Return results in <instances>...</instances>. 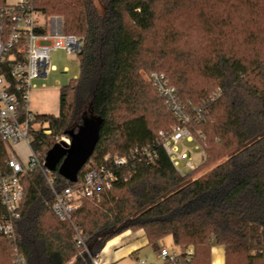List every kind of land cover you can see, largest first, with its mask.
Returning <instances> with one entry per match:
<instances>
[{"label": "trees", "instance_id": "16d2710c", "mask_svg": "<svg viewBox=\"0 0 264 264\" xmlns=\"http://www.w3.org/2000/svg\"><path fill=\"white\" fill-rule=\"evenodd\" d=\"M98 2L101 10L95 0H33L36 13L62 17L65 33L82 42L58 115L37 116L51 133H37L33 148L46 159L57 138L97 131L73 181L57 165L54 189L75 187L101 165L114 180L62 223L44 176L31 171L14 228L18 253L26 264H91L109 240L140 230L148 245L170 236L177 264H210L212 246L223 248L224 264H264V0ZM142 72L163 73L189 107L203 161L185 175L158 143L177 120ZM145 146L151 164L130 154ZM106 155L128 161L114 167ZM72 226L85 235L82 254ZM12 259L13 243L0 235V264Z\"/></svg>", "mask_w": 264, "mask_h": 264}, {"label": "built area", "instance_id": "2783aa9c", "mask_svg": "<svg viewBox=\"0 0 264 264\" xmlns=\"http://www.w3.org/2000/svg\"><path fill=\"white\" fill-rule=\"evenodd\" d=\"M33 0H0V235L13 243L12 264H26L18 253L15 243V222L20 217V210L25 196L27 179L31 171L39 170L47 185L53 192V201L49 210L62 223L70 222L74 211L83 199L92 198L97 187L103 182L109 186L114 180L112 172L104 165L86 172L81 182L75 187H66L60 191L54 189L55 174L45 168L40 161L33 141L37 133L50 135L48 128L37 121V116L29 109V95L34 81L46 80L55 67L49 66L52 52L62 50L65 54L77 56L81 50V40L64 31L62 20L56 17L45 18L36 13L32 7ZM44 21L39 22L38 17ZM67 72V69L64 70ZM146 80L164 99L166 105L177 120V125L168 132L158 133V143L162 146L174 168L179 170L180 163L186 171H193L192 159L188 153L179 149L181 141L194 142L188 129L192 122L189 107L181 103L176 90L170 86L163 73L152 72ZM58 83V82H57ZM41 89L45 84L40 85ZM198 109L197 112H200ZM24 142L31 155L26 165L20 163L12 151V146ZM197 143V142H196ZM56 144L70 145L69 139L59 137ZM63 144V145H62ZM194 150L200 151L198 162L203 161V153L197 143ZM149 146L134 149L131 155H137L148 164L153 163ZM105 163L114 167L124 166L128 159L125 156L106 155ZM180 172V171H179ZM181 173V172H180ZM72 241L82 254L86 251L85 235L72 226ZM193 251L184 250L183 255L189 260ZM181 252H170L166 248L158 249V264H177ZM101 252L90 257L91 264H103ZM143 264V261H138Z\"/></svg>", "mask_w": 264, "mask_h": 264}, {"label": "rangeland", "instance_id": "374dc122", "mask_svg": "<svg viewBox=\"0 0 264 264\" xmlns=\"http://www.w3.org/2000/svg\"><path fill=\"white\" fill-rule=\"evenodd\" d=\"M95 3L99 10H101V5L98 0H95ZM39 22H43L44 19L41 16H37ZM56 17L62 20L63 27L64 21L62 17L59 16H50ZM49 17V18H50ZM49 66L55 67V71L50 72L46 80L43 81H34L33 85L36 86L35 89H32L29 95V109L32 114L39 115H56L59 112V89L66 85L71 79H73L74 75L78 74V60L76 56H69L65 54L62 50H57L52 52L50 55ZM67 69V72L64 70ZM146 72H142L143 78L146 80ZM58 82V83H57ZM45 84V88L41 89L40 85ZM42 128H47L46 124L42 125ZM168 132V131H166ZM65 139H68L65 136H61ZM193 137V136H192ZM197 143L194 142H186L181 141L178 145L179 149L185 150L188 155L192 159L193 166L196 167L198 165L201 152L194 150V146ZM12 151L16 158L22 163L26 165L28 157L31 155L29 148L25 145L24 142H19L16 145L12 146ZM38 154V158L40 161L44 162L45 158L42 152L36 151ZM183 163V162H182ZM182 163H180L179 170L181 174H187L188 171L184 170L182 167ZM202 172H198L197 175ZM134 235L130 239L137 240L142 239L143 235L140 231L132 232ZM161 247L166 248L170 252L178 251V248L173 244L172 238L170 236L165 237L161 241L150 244L143 247L142 250L138 251L137 254L131 256L130 258H126L124 260L118 261L113 264H138V261H143L144 264H158L159 260L157 258L158 249ZM77 252H81L78 251Z\"/></svg>", "mask_w": 264, "mask_h": 264}, {"label": "water", "instance_id": "95a60500", "mask_svg": "<svg viewBox=\"0 0 264 264\" xmlns=\"http://www.w3.org/2000/svg\"><path fill=\"white\" fill-rule=\"evenodd\" d=\"M96 137L97 131L93 133L87 131L85 136H79L77 140L73 139L68 147L63 144L64 147L57 144V148L46 157L44 162L45 168L54 172L57 165L62 161V158L65 157L58 167V173L62 177L73 181L78 169L91 155Z\"/></svg>", "mask_w": 264, "mask_h": 264}, {"label": "crops", "instance_id": "0c3cea01", "mask_svg": "<svg viewBox=\"0 0 264 264\" xmlns=\"http://www.w3.org/2000/svg\"><path fill=\"white\" fill-rule=\"evenodd\" d=\"M76 76L77 75L73 76L74 79ZM140 232L143 235L142 239L132 240L130 238L134 235L131 231H126L109 240L100 251L102 263L113 264L126 258H130L131 256L137 254L138 251L142 250L143 247L147 246L148 243L144 233L142 231ZM210 264H224V250L222 247L212 246L210 253Z\"/></svg>", "mask_w": 264, "mask_h": 264}, {"label": "flooded vegetation", "instance_id": "af4514ba", "mask_svg": "<svg viewBox=\"0 0 264 264\" xmlns=\"http://www.w3.org/2000/svg\"><path fill=\"white\" fill-rule=\"evenodd\" d=\"M64 159H65V157L62 158V161H63ZM62 161H61V162H62Z\"/></svg>", "mask_w": 264, "mask_h": 264}]
</instances>
